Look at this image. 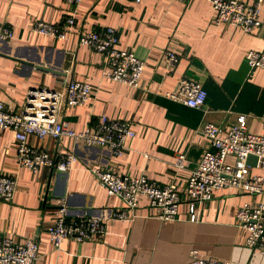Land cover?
Listing matches in <instances>:
<instances>
[{
    "label": "crops",
    "instance_id": "crops-1",
    "mask_svg": "<svg viewBox=\"0 0 264 264\" xmlns=\"http://www.w3.org/2000/svg\"><path fill=\"white\" fill-rule=\"evenodd\" d=\"M71 13L76 24L66 40L32 31L37 19L59 22ZM215 15L208 0H82L76 8L64 0H0V21L13 30L12 40L0 43V100L6 106L22 112L30 88L64 92L63 80L72 77L89 83L91 94L83 104L63 106L61 118L68 127L82 130L106 114L129 121L134 130L120 156L66 136H29L33 146L76 153L71 169L59 173L49 167H20L14 131L0 129V174L17 182L11 201L0 200V234L15 240L36 237L35 264H191L192 248L232 264H264V252L248 248L247 232L235 216L239 206L260 200L261 194L219 189L201 207L198 220L181 204L171 221L156 218L148 199L142 198L127 218L112 219L109 210L120 208L122 201L108 195L89 170L96 165L120 175L142 174L183 190L188 172L177 170L174 162L183 154L193 166L209 148L204 122L226 133L245 115L250 131H262L264 70L251 68L245 54L264 51V1L262 23L251 32L217 23ZM106 26L118 30L120 48L145 61L137 88L108 78L103 56L78 44L77 32ZM166 50L179 57L172 68L164 61ZM181 77L202 84L207 92L203 106L190 107L166 96ZM250 171L264 176V164L256 161ZM55 200L63 202L70 216L100 217L106 233L83 241L64 239L56 250L47 234L59 209Z\"/></svg>",
    "mask_w": 264,
    "mask_h": 264
},
{
    "label": "built area",
    "instance_id": "built-area-1",
    "mask_svg": "<svg viewBox=\"0 0 264 264\" xmlns=\"http://www.w3.org/2000/svg\"><path fill=\"white\" fill-rule=\"evenodd\" d=\"M76 8L82 0H64ZM140 1V0H136ZM216 11L215 20L220 24L240 26L251 32L262 23L260 4L264 0L247 3L244 0H208ZM76 24L73 13L59 22L37 19L32 31L40 35L66 40ZM79 45L89 46L104 58L106 76L117 82H124L137 88L145 61L131 50L119 47L120 35L116 28L106 26L101 29L77 32ZM13 30L0 21V43L10 41ZM174 50H166L164 61L174 67L178 62ZM245 60L251 68L264 70V51L249 50ZM64 92L47 88H30L24 110L15 112L0 100V129H11L15 134V160L20 167L37 170L49 167L59 173H67L77 155L74 151H50L29 144L28 138L66 136L74 143L85 147L103 148L112 155L120 156L129 148V140L134 136L131 123L127 120L111 118L101 114L94 124L82 130L67 126L61 118L64 105L76 106L85 103L91 94V86L74 78L64 79ZM172 100L187 106L199 108L204 105L207 92L198 81L181 77L173 90L166 93ZM246 116L240 115L236 122L223 133L222 128L211 122H204L202 132L209 138L206 149L195 165H191L183 154L174 162L177 170H187L188 176L183 190L174 182L161 185L146 176L117 174L92 165L89 170L96 176L108 195H116L122 201L120 208L109 210L112 219L127 218V211H135L142 198L148 199L153 215L162 221L175 220L181 204L192 220H198V212L215 191L233 189L238 193L258 195L255 200L239 206L235 212L237 223L247 232L246 243L253 251L264 252V176L250 171L248 156L253 155L258 163L264 164V124L261 132L247 128ZM212 148V150L210 149ZM17 189L16 179L11 175L0 174V200L9 202ZM59 209L47 227L48 238L57 250L64 239L83 241L98 238L106 233V225L100 217L91 215L70 216L63 202L55 200ZM39 242L36 237L15 240L0 234V264H35L39 258ZM191 264H232L231 261L206 256L199 250H189Z\"/></svg>",
    "mask_w": 264,
    "mask_h": 264
},
{
    "label": "water",
    "instance_id": "water-1",
    "mask_svg": "<svg viewBox=\"0 0 264 264\" xmlns=\"http://www.w3.org/2000/svg\"><path fill=\"white\" fill-rule=\"evenodd\" d=\"M248 162L251 163V165H255V162L257 161V158L253 155L248 156Z\"/></svg>",
    "mask_w": 264,
    "mask_h": 264
}]
</instances>
